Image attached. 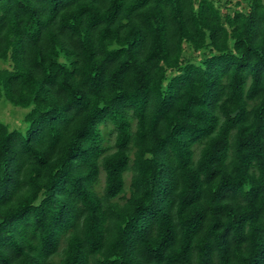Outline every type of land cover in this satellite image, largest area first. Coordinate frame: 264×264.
<instances>
[{"label": "trees", "instance_id": "obj_1", "mask_svg": "<svg viewBox=\"0 0 264 264\" xmlns=\"http://www.w3.org/2000/svg\"><path fill=\"white\" fill-rule=\"evenodd\" d=\"M247 5L0 0V99L29 107L0 118V264H264Z\"/></svg>", "mask_w": 264, "mask_h": 264}, {"label": "rangeland", "instance_id": "obj_2", "mask_svg": "<svg viewBox=\"0 0 264 264\" xmlns=\"http://www.w3.org/2000/svg\"><path fill=\"white\" fill-rule=\"evenodd\" d=\"M219 3L222 5V11L225 12L226 9H232L234 7H239L244 10L248 9L247 0H219ZM227 7H223L225 5ZM186 54L187 56L194 57V59L198 58L199 52H193L189 46H186ZM29 109V107H22L12 104L2 97L0 99V118L7 122L10 127H18L22 132L25 133V128L27 122L24 121L23 115ZM111 142V140H110Z\"/></svg>", "mask_w": 264, "mask_h": 264}]
</instances>
